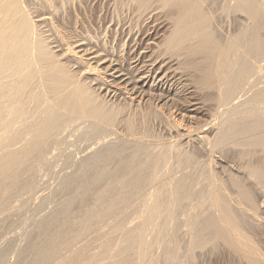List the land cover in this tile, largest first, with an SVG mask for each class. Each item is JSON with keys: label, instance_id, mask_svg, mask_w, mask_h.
Wrapping results in <instances>:
<instances>
[{"label": "bare ground", "instance_id": "6f19581e", "mask_svg": "<svg viewBox=\"0 0 264 264\" xmlns=\"http://www.w3.org/2000/svg\"><path fill=\"white\" fill-rule=\"evenodd\" d=\"M25 1H27V0H25ZM25 1L24 0H0V215L7 213V212H10L12 209L14 210V208H12V206H14L13 200L16 199L17 197L21 196L22 193L26 194L27 191L32 190L34 183H32L28 179H24L23 174L25 173L26 170L30 171L33 169V167L38 166V165L41 166L42 164H45V161L48 162L46 160V156H45L47 154V153L45 154V152H46V149H48L47 148L48 145L51 142H54V143L59 142L60 143V141L62 140L61 136H62L63 131L66 128H68L70 125H72V123L75 124V122L76 123L84 122L82 124H86V121H88V123L90 122L89 125L91 127H88V128H90L89 130H91V128H92V131H90L89 136L88 135L87 136L88 137H90V136L96 137L98 135H101L103 133V131H105V130L107 131V129H111V130L113 129L114 130L115 129L114 127L117 125V123L119 121L121 123V118L126 115V113L123 114L124 111L128 110L126 108L129 106L135 107V104H136L135 99L130 98L131 96L128 98V95H126L127 96L126 98H128V101L125 100L126 101L125 104L127 105L129 103L128 104L129 106L127 105L126 108H125V106L123 107L120 104L119 105L118 104L116 105L115 103H113V104L109 103L108 104V103H106V101L105 102H104V100L102 101L101 95L99 97L96 93V90L94 91V89L91 87V85L93 86L94 84L89 83V82L95 81L97 84L101 85V87L104 86V87H102V89L103 88L107 89V93H105L106 95L109 92H110V94L112 92V94L114 93V95H115V93L120 95V94H123L127 90V89L125 90L123 88L125 90V91H123V89L121 88L122 86H125V85L118 86V85L107 84L106 78L104 77V75L102 73H104V72L106 73V71L107 72L112 71L113 69L111 67L113 65L112 66H111V64H110V66L104 65L105 64L104 61H103L104 64L103 63H101L102 65L98 64L99 67H102V69L106 70L104 72H103V70H101L102 71V73H101L99 71L100 69H97L98 66H96V68L94 66L93 67L91 66L92 62L93 63L94 62L95 63L100 62L101 61L99 59L100 57L98 58L96 54H95L96 56L94 54H91V53L86 54L87 52L83 51V49H81L80 45H78L76 47V46H73L74 44H72L70 42L67 43L65 41L67 39L64 40V35H62V33L60 31H58L59 29H57L54 26L55 24L53 25V24H51L52 22L50 23V22L45 20L49 16H50L49 20L51 19V15L54 12L53 10H54V8H56V7L53 8L55 2L60 3V1L65 2L66 0H40V1L44 2L50 8L52 7L53 10L51 9L50 11L51 12L53 11V12L52 13L49 12V14H51V15L47 14L46 18L44 17V21L41 20L42 22L39 21L40 19L38 18L39 19L38 22L46 23V25L48 24L49 32L52 34V36H54L53 38H56L58 43H60L61 46L63 47L62 49L65 52L64 59H63L62 54H61L62 55V57H61V56H58L53 51L52 46L54 44L53 45L50 44V39H51L50 36L46 37L44 34L45 32L42 33V30L41 31L39 30V25H38L39 23H36L32 20L31 15H30L31 6H30V8L26 7ZM67 1H69V0H67ZM152 1H154V0H131V3L133 2V4H135L137 6L138 10L145 11V9H147L149 7V5ZM159 1L161 2L159 5L162 4V7L164 6L163 8L177 5L178 8H180V10L178 9L176 14H179L178 13L179 11L181 13L180 18H178L175 22L176 24H174V26H175V27H173L174 29L171 27L173 31L170 32V36L167 37L166 40L164 38L165 44H163V45L165 46L167 51H171V53L175 57H177V59L175 58L176 61L179 60L178 57L182 59L183 52H188V54L184 53L187 55V57L189 56V53L191 55H193L194 58L196 55L197 56L200 55L202 57V59H200L201 57H199L198 58V60L200 59L199 61H202L204 59L203 56L207 57V59L205 58V60H207V62L204 61L207 63L206 67L204 66V64L202 62L203 67L205 69H203V67L200 66V68L202 67V69H203V70H200L201 75L198 73L200 75L199 76L196 73L200 77V78L197 77V78H199L198 83L204 89H212V91H213L214 90L213 88H215V89L217 88V90L219 88L220 91L223 90L222 92H220L221 98L219 97L221 99L220 102L222 103V105L219 102L220 105L218 103V106L222 107L223 105H225V106L231 105V103L233 101L234 102L236 101L235 99H237L240 94L242 95V93H244V91H246L245 89L247 87H250L253 89L257 85H259L260 78L256 74V70H255L256 65L253 64V61L254 60L258 61L260 59H264V23H263L264 21L262 18V13H263V12H261L262 10L260 11L259 10L260 8L259 9L257 8L258 7L257 1H256L257 7L255 5V0H238L237 1L238 4L234 8V10H237L238 13L241 12V15H242V13H243V15L245 14L247 17H249L250 20H252L254 22V25H253V27H251V26L245 27V28L241 29L240 32L238 31L239 34L237 32V34L234 35L235 37H232L234 39H232V40L230 39L231 41L229 40L230 42L227 44L224 43V41H220V39L216 36L217 34H215V32H213V30L209 24L211 21V20H209V15H206V14L204 15V13H206V11H201L203 9L201 5L199 6V8H201V10L196 9L197 10V12H196L194 4L196 3L195 1H197V0H159ZM32 2H33V0H32ZM64 2H62V3H64ZM204 2H205V0H204ZM204 2L203 3L201 2L202 5H204ZM30 3H31V0H30ZM66 3L68 4V2H66ZM52 4H53V6H52ZM67 4H65V5H67ZM199 4H200V1H199L198 5ZM58 5H57V8H61L60 10H62L63 4H62V7H58ZM196 5H197V3H196ZM203 7H205V5ZM45 8H46V6H45ZM57 8H56V10H58ZM227 8H229V6H227ZM29 9H30V12H29ZM168 9H170V8H168ZM171 9L176 10L175 6L173 8L171 7ZM48 10L49 9H47V11ZM165 10H166V8H165ZM143 11H141V12H143ZM194 11L197 13L195 17H193V16L191 17L188 15L189 13H192ZM183 12H184V15H182ZM58 13H56V14H58ZM263 15H264V13H263ZM32 16H33V14H32ZM43 16H44V14H43ZM246 16H245V18H247ZM52 17H54V15ZM40 18H41V16H40ZM33 19H34V17H33ZM36 19H37V17H36ZM52 19H54V18H52ZM52 19L50 21H52ZM210 19H211V17H210ZM213 21L214 20H212L211 22H213ZM43 25H45V24H43ZM43 25H40V26L43 28ZM46 30H43V31H46ZM46 33H47V31H46ZM46 35H48V34H46ZM151 40H152V38H151ZM221 42H223L226 45L222 46ZM69 43H70V45L72 44L71 47H73V48H71L68 45ZM151 43L153 44V42H151ZM151 43H149V44H151ZM60 44L59 45L57 44V45L60 46ZM163 45H162V47H163ZM55 47H56V45H55ZM55 47H54V49H55ZM162 47H160V48H162ZM59 48H61V47H59ZM162 49H164V48H162ZM57 51H58V48H57ZM167 51L166 52H163V51L160 52L159 51V52L161 54L162 53H164V54L168 53L169 54V52H167ZM241 51H243L245 53V55L242 54L243 52L241 53ZM165 55H167V54H165ZM174 56H173V58H174ZM146 57H148V55ZM184 57H185V55H184ZM190 57L192 58V56H190ZM190 57H189V59H191ZM157 58H159V60H160L161 57L157 56ZM159 60H158V63L160 62ZM184 60L182 59V61H184ZM190 61L188 60L187 62L189 63ZM69 62H73V63H75V65L77 64L80 67L78 70L82 69L83 74L79 73L77 70H73L74 68H71V66H70L71 63H69ZM149 62H151V61H149ZM153 63H152V65H153ZM185 63L183 65H185ZM192 63L193 62H190V64H189L190 66L188 65L189 69H190V67H192L191 66ZM195 63H193V64H195ZM198 63L199 62H197V64ZM181 64H182V62H181ZM212 64L216 66L217 70H215V72L212 69V66H213ZM144 65H143V67H144ZM73 66L74 65H72V67ZM161 66L164 67L162 64H161ZM160 67H158V68L160 69ZM193 67H195V66L193 65ZM140 68H141V66H140ZM184 68H185V66H184ZM186 68H187V65H186ZM200 68H198V69H200ZM75 69H76V67H75ZM144 69H146V68H144ZM192 70H194V68ZM117 71L118 70L116 69V72ZM137 71H139V70H137ZM165 71H166V69H165ZM194 71H196V70H194ZM116 72H115V74H116ZM155 72H157V71H155ZM197 72H199V71H197ZM111 73H113V71ZM168 73H170V72L168 71ZM150 74L151 73H149V76H150ZM157 74H158V72H157ZM113 75H114V73H113ZM117 75H119V74L117 73ZM141 75L140 74L138 75L137 81L129 79V80L125 81L124 83L127 85V87L128 86L133 87L132 91L136 90V87H138V83L142 82L144 84L143 78L146 75H144L143 77ZM165 75H167V74H165ZM165 75H164V77H165ZM105 76H106V74H105ZM109 76H112V75L109 74ZM156 76L157 75L155 74V77ZM117 77H119V76H117ZM115 79H116V77H115ZM122 79L120 81L121 83H122ZM162 80H163V78H162ZM159 81L157 80L156 82H159ZM193 81H194V79H193ZM109 82H111V81H109ZM120 82L118 84H120ZM146 82H147V80H146ZM152 82H155L154 79ZM194 82H196V81H194ZM198 83H195V84L198 86ZM145 85L146 84H144V86ZM95 87H97V86H95ZM250 88H247V89H249V92H250ZM141 89H143V88H141ZM255 89H257V88H255ZM200 90H201V88H200ZM103 91H104V89H103ZM128 92H129V90L127 91V93ZM142 92H143V90H142ZM142 92H140V93H142ZM208 92H210V91H208ZM251 92H253V91H251ZM256 92H257V90H256ZM137 93H138V91H137ZM216 93H217V91H216ZM247 93H248V90H247ZM250 93L248 94L249 95L248 98H250V97L253 98V96H251ZM253 94H255V92ZM138 95H137V97H138ZM143 95H144V93H143ZM168 95H169V93H168ZM241 95H240V97H241ZM121 97H123V96L121 95ZM142 97L143 96H141L140 99H144ZM254 97H255L254 99H256L257 101L262 102L264 100V87H263V89L258 91V94L255 95ZM166 98H168V96ZM122 99H124V98H122ZM250 99H248V100L250 101ZM252 101L253 100H251V102ZM257 101H255V102H257ZM121 102H122V100H121ZM138 102H139V100H138ZM140 102H141V100H140ZM139 103H137L138 106L142 105ZM261 106H263V105H261ZM124 108H125V110H124ZM129 109L131 110V108H129ZM136 109H138V107ZM160 109H162V108H160ZM160 109L158 110V112L160 111ZM128 113H131V112H128ZM240 114H241V112L239 113V115ZM250 114H249V116H251ZM134 115H135V112H134ZM136 115H137V112H136ZM242 115L244 116V114H242ZM129 116H127V118H122V123L124 122L125 125L127 126V128H125V129L128 130V133H129L128 135L135 136L136 135L135 129H137L138 127L135 128L136 127L135 125H137V124L134 125L133 124V123H135L134 119L132 120L131 118H129ZM131 117L133 118V116H131ZM252 118H249L250 120H248V119L246 120V118H244L245 121L239 120L241 122L237 121V123L236 122L231 123L229 125V127H227L226 130L217 133L216 139H215V147L217 149H220V150H225V149L229 150L231 148L234 150L235 147H239V148H241V150H238L239 152L237 151L236 153L237 154L240 153L239 155L245 159L248 158L249 156H251L255 151L256 152L261 151L262 153H264V117L263 116L261 117V115L260 116L255 115L254 118L253 119ZM227 120H225V122ZM77 121H79V122H77ZM178 122H179V120H178ZM178 122L174 123V121H173V123L175 124L174 126H175L176 130L178 131V133L182 134V136L185 133H187V134L191 133V132L187 131V130H189V127H188V129H186L185 126H183V124H180V122L179 123ZM88 123H87V125H88ZM132 125H134V126L132 127ZM86 128H87V126H86ZM89 130H88V132H89ZM192 130H193V128H192ZM88 132H87V134H88ZM83 133H86V132H83ZM140 136H143V134ZM213 136H215V135H213ZM135 137H137V138L139 137L138 133ZM135 137H132V138H135ZM144 137H145V135H144ZM205 137H206V135H205ZM137 138H136V140H138ZM198 138H199V136H198ZM198 138L195 140L197 141ZM139 139H141V137ZM159 139H160V137H159ZM200 139L202 142L206 143L209 138L208 139L205 138L206 140L204 138H200ZM164 141H166V140L164 139ZM210 141L211 140H209V142ZM62 142L63 141H61V145H62ZM130 142H131V140H130ZM137 142H139V141H137ZM143 142L140 143L141 145L139 144L140 146H138V148L136 149L135 152L133 151L134 153L132 152L133 155L131 154V156H129L130 158H126V157L123 158L122 157L123 153L129 154L128 151H127L128 153L127 152L122 153V151L119 150V149L125 150V148H124L125 146H123V144L125 142L122 143L123 148H122V146L121 147L115 146V144L113 146H111V148H110V145H111L110 144L108 146L109 147V149L107 150L108 152L103 154L104 152L102 151L103 153L101 152L98 155L97 165L90 164V166L88 165L89 166L88 168L86 167L87 169L83 168L84 170H86L85 173H83L84 174L83 176L85 177V179L88 183V185H85V186L83 185L81 188L84 190L85 195L89 194L88 193L89 187L91 188V186H93V188H94V185H95V187L97 185L100 186L99 191L94 196L93 202H90V200H88L89 202H85L86 198L88 196H86V198L82 197V198H85V200H84L85 203H91V205L87 204V206L89 205L87 208L85 205H83V207L85 206L84 209L86 211H84L85 213L83 212L84 213L83 214V213H80L83 210L82 211L80 210L79 215L82 214L83 216L80 217L79 220L76 219L77 221L75 223H73L71 220H69L67 218V216L69 217V215L71 213V212H68L69 214H67V211H68L67 209H70V208H68V207H70V205L73 207L72 203L74 204V202H75L74 201L75 199L73 200V197H72V199H68L62 207L55 210L56 212H54L56 214V217H58V216L64 217V218H61L64 220V222L62 223V221H63L62 220L61 224L58 223V225H60V226H57L56 225L57 223H54V222L60 221L59 220L60 218H57L58 219V220L56 219L57 221H54L53 220L54 218L51 219L52 217L49 218V220L46 219L45 221L42 219L43 221H42V223L40 222L41 225H40L39 229H41L43 236L40 235V236H42V238L39 239L38 242L36 241V243H38V244L37 245L35 244L34 247L32 246L33 248L31 250H28V251H30V253L28 255L29 262L27 261L28 264H133L132 257H135L139 261L143 260L146 257L147 253L150 251L153 244L150 245L149 243H147V241L145 240V234L150 230L149 228H151L152 226L154 227L156 225V221L159 218V216L163 212H165L166 209H169V208H167V205H168L167 204L168 203L167 198H168L169 194H168V196L166 195V190L169 189L168 186L166 187V185H168L166 179H168L169 176L165 177L166 173H164V172H168V171H164V170H166V169H164V164H166V165L168 164V163H165L168 160L167 159V157H168L167 149H169V147L172 145H170L168 148L166 146H163V148L164 147L167 148L166 151L163 150L162 146H161L162 149H157L158 151L156 149H154V151H152L151 150L152 148L149 147V144L147 145L149 147L148 148L147 146L142 144ZM199 143H201V142L199 141ZM144 144H146V143H144ZM133 145H130V146H133ZM135 145H138V143ZM200 146H202V145H200ZM204 146L205 145H203V148H204ZM49 147H50V145H49ZM118 147H119V149H118ZM126 147H127V144H126ZM128 147H129V143H128ZM135 147H134V150H135ZM107 148H105V149H107ZM156 148H158V146H156ZM205 148H206V146H205ZM181 149H183V148H181ZM198 149H199L198 153H200V150H202V149H200V147ZM236 149H238V148H235V150ZM155 150H156V152H155ZM177 152L179 154V151H177ZM205 153H207V152H205ZM258 153H260V152H258ZM262 153H260V154H262ZM139 154H140V157L142 155V156H144L142 158L143 159L145 158L144 160H142V162L141 161L138 162L140 159L139 156H138L139 157L138 161L136 160L137 155H139ZM169 154H170V152H169ZM172 154H173V152H172ZM200 154H202V152ZM227 154H228V152H227ZM256 154H254V156ZM196 155H197V153H196ZM226 156H228V155H226ZM263 156L264 155H262V157ZM220 157H221V155H220ZM241 157H239L240 160H242ZM176 158H178L177 159L178 161L176 160V162H178L177 163L179 165L178 168H180V169L182 167L186 166V164H188V165H190L191 163L193 164V162L195 160H196L195 162H197V159H196L197 156L195 158L194 155H189V153L187 155L186 152H185V154L182 153L181 155L180 154L177 155ZM203 158L204 157H202V159ZM245 159H243V160H245ZM243 160H242V162H240V165H241V163H244L246 161L245 160L243 162ZM259 160L260 159H258V162H259ZM170 161H168V162H170ZM248 161H249V158H248ZM256 161H257V159L255 160V163H249V162H248V164L245 163L246 166L243 167V169L240 170V172L233 170V171H236V174L232 173V172L228 173L226 171L228 173V175L225 177L226 178L225 181H222L221 179H219L217 177L218 178L217 182L219 180H220V182H219L218 188H217L218 193H217V191H215L217 193L216 199H214L213 202L216 201V204L220 206V209L222 208V211H221L222 212V216H221L222 222L221 223L223 224V226L221 225L222 228L216 226L219 224L220 220L218 222V220L215 221L216 219L213 220L212 218H206L203 221V223L201 220V222H200L201 226H199L196 229L197 233H196V236H195V239L193 242L194 247H196L198 249H202L205 246L213 243L214 241L217 242L218 241V240L216 241L217 237H221V238H219L220 240L223 239L224 236H226V235L229 237H233V236L228 235L227 233H231V231L235 230L236 228L238 229V227H240L241 224L242 225L244 224L243 222L240 224V220H239L242 217V214H244V212L242 213V207H241V209L240 208L237 209L236 205H234V209H233V207H231L232 204L230 205V203H233V201L230 202V200H229L230 197L228 196L229 193L227 194L226 192H229L228 190L231 189V187H232L233 190L235 191V193H237V195H238L237 197H238L239 202H241V203L242 202H248V204H250V205L252 204L251 208H253L255 198L253 199L254 194H252V193H254V192L251 193L249 191V189L247 187V184L249 183L248 181L252 182L253 185H255V187L256 186L259 187L261 189V191H264V161L261 160V161H263L262 163L261 162L256 163ZM113 163L116 164L117 170H115L116 168L115 169L113 168L114 171H111L110 167H111V164H113ZM200 164H201V162H200ZM197 165H198V163H197ZM215 166L216 165H214V167ZM165 168H167V167H165ZM174 168H172V169H174ZM180 169H178V170H180ZM224 169H227V168H224ZM169 170H171V169L169 168ZM181 170H183V169H181ZM187 170H188V168H187ZM192 171H193V169H192ZM206 171H207V168H206ZM201 172L203 173V171H201ZM169 173H167V174H169ZM171 173H172V170H171ZM193 173L194 172L191 173L192 176H193ZM214 174H215V172H214ZM223 174H224V172H223ZM25 175L26 174H24V176ZM174 176H175V174H174ZM182 177H183V175H182ZM191 177L189 175H187V176H184L182 179L179 178V180L177 181V184L176 185L174 184V187H175L174 192L170 191L173 193H171V196H169L171 199H174V201H175V202L172 201V203H173L172 207L174 206V203H176V201L178 204L183 205L185 202H187V200L189 201V199H191L192 178L195 176H193L192 178ZM174 178H176V177H174ZM205 178H207V177H205ZM217 178H215V179H217ZM244 181H247L248 183L245 184L246 182H244ZM175 182H176V180H175ZM210 183H212V182H210ZM73 184H74V182H73ZM193 185H195V184H193ZM199 185H201V184H199ZM203 187H206V186H203ZM207 187H208V185H207ZM252 187H254V186H252ZM255 187H254V189H257V191H255L253 188L252 189L257 193L260 189L255 188ZM172 188H173V186H172ZM249 188L251 189V186ZM97 189H98V187H97ZM208 190H210V188ZM231 192H232V189H231ZM82 193H83V191H82ZM90 194H92V191L90 192ZM198 194H201V193H198ZM165 195H166V198H165ZM231 196H233V195H231ZM21 198H22V196H21ZM78 198H79V196H78ZM92 198H93V196L91 197V199ZM84 202H83V204H84ZM236 202H238V201H236ZM76 203H77V201H76ZM81 203L82 202H80V204ZM178 204H175V205H178ZM243 204H245V203H243ZM245 205H244V207H245ZM260 206H261V204H260ZM83 207L81 209H83ZM15 208H17V207H15ZM136 208H140L139 211L141 210L140 214L137 212L140 215V216L137 215V216H139L138 217L139 223L137 222L138 224L135 227L129 228L130 226L127 227V225L125 224L126 222L127 223L130 222V221H126L127 213H129L130 209H136ZM170 208H171V206H170ZM176 208H177V206L175 207V210L179 209V207H178V209H176ZM180 208H181V206H180ZM209 208H211V207H209ZM173 209L170 210L171 211V213L169 212L170 214H172ZM212 209H213V206H212ZM214 209H217V208L214 207ZM214 209H213V211H214ZM262 209H260V210L264 211V205L262 206ZM217 210L215 212H217ZM246 210L248 211V209H246ZM251 211H252V213L250 212V214H253V213L255 214L256 209H255V212H253L254 211L253 209H251ZM175 212H177V211H175ZM208 212H210V211H208ZM221 212H219V213H221ZM219 213L217 212L216 215H218ZM262 213H264V212H262ZM212 214H215V213H211V215ZM256 214H258V211ZM245 215H246V212H245ZM53 216L55 217L54 214H53ZM261 216L262 215H260L259 217H261ZM75 217H77L76 214H75ZM214 217H215V215H214ZM217 217H219V216H216V218ZM251 217L254 218L253 215ZM243 218H244V215H243ZM255 218H257V217L255 216ZM246 219H248V218H246ZM175 220H176V218H175ZM175 220H173V221H175ZM183 220H185V219L183 218ZM260 220H262V219H260ZM159 221H161V220H159ZM179 222H180V220H179ZM216 222H218V223L216 224ZM249 223H250V221H249ZM259 223H261V222H259ZM160 224H159V226H160ZM193 224H195V223H193ZM250 224H247V225L249 226ZM166 225H168V224H166ZM169 225H170V223H169ZM256 226H258V225H256ZM259 226H261V225H259ZM165 227H168V226H165ZM251 227L253 228V226L250 225V228ZM181 228H183V227H181ZM195 228H196V225H195ZM173 229L175 230V228H173ZM226 229L228 230V232ZM246 229H247V227H246ZM258 229L262 230V228H259V227H258ZM151 230H153V229H151ZM238 230H240V228ZM41 231H40V233H41ZM156 231L159 232L158 230H156ZM166 231H167V229H166ZM185 231H186V229H185ZM224 231H226L225 235H224V233H225ZM259 231L260 230H258V232ZM192 232H193V230H192ZM246 232H249V231H246ZM232 233H231V235H232ZM171 234H173V233H171ZM185 234L187 235V233H185ZM256 234H257V232H256ZM157 235H159V234H157ZM233 235L235 236L236 234L234 233ZM175 236H176V234L171 235L170 241L168 240L170 243L166 242L167 245L164 243L167 246L166 247V253H165L166 264H178V262H179V260L177 259V255H176V250L178 248L175 249V247H177L176 246L177 244L175 245V247L173 245V243L175 242V238H176ZM244 236H248V235H244ZM239 237H240V235H239ZM91 238L99 241L98 247L101 248L100 252L97 251L99 253H96V254L90 253L91 252L90 251V245L91 246L93 245V244H91L92 242L90 241V240H92ZM258 238H260V237H258ZM163 239H164V237H163ZM36 240H38V239H36ZM224 240L226 241L225 238H224ZM236 240H238V239H236ZM247 240L250 241L249 238H247L246 241ZM221 241H219V242H221ZM253 241H254V239H253ZM155 243H157V242H155ZM221 243H223V242H221ZM224 243L226 244L227 241ZM224 243H223V245H224ZM228 243L233 245V241L232 242L229 241ZM158 244H160V243L158 242ZM78 245L80 247H78ZM238 245L239 244L237 243V247H238ZM240 245H239V247H240ZM246 245H248V243ZM190 246H191V244H190ZM258 246L260 248H263L260 245H258ZM227 247H228V245H227ZM256 247H257V245H256ZM230 248H231V246L229 247V249ZM231 249H233V248H231ZM233 250H235V249H233ZM164 252H165V250H164ZM194 255H195V253H194ZM253 255H255V254H253ZM253 255H252V257H253ZM149 256H151V255H149ZM149 256H147V257H149ZM193 257H195V256H193ZM150 258H152V257H150ZM260 259H262V257H260ZM153 260H155V259H153ZM194 260H195V258H194ZM23 261L25 262V260H23ZM182 262H183V260H182ZM247 262H248V260H247ZM252 262H254V261L252 260ZM262 263L264 264V262H262ZM152 264H159V263L153 262ZM248 264H250V263H248ZM253 264H255V263H253ZM256 264H258V263L256 262Z\"/></svg>", "mask_w": 264, "mask_h": 264}, {"label": "rangeland", "instance_id": "374dc122", "mask_svg": "<svg viewBox=\"0 0 264 264\" xmlns=\"http://www.w3.org/2000/svg\"><path fill=\"white\" fill-rule=\"evenodd\" d=\"M154 1H152L150 3L149 7L147 9H145V11L138 10L137 6L135 4H133V2L131 3V0H69V1L66 0L65 2L62 1L64 3H62L61 1H60V3L55 2L54 6L52 4L53 8L54 7L57 8L58 4L60 5V6L58 5V7H62V4H63L62 10H60L61 8H57L58 10H56V8H54V10H53L52 7L50 8L49 6H47L44 2H42L40 0H33V2L31 0V3H30V0L25 1L26 7L30 8V6H31L30 15H31V18L34 22L39 23L38 24L39 30L40 31L42 30V33L45 32L44 34L46 37L50 36V38H51L50 44L51 45L54 44L53 45L54 47L56 45L55 49L53 46H52V48H53V51L58 56L62 57V55H63V59H64L65 52L62 49L63 47L61 46L60 43H58L56 38H53L54 36H52V34L49 32L48 24L46 25V23H41L42 21H44V17L46 18L47 14H49V12L52 13L53 11L55 13L53 12L52 15L51 14H49V15H51V19L52 18H54V19H52V21H50L51 19L49 20L50 16L48 15L49 17L46 18L45 20L50 22V23L52 22L51 24H53V25L55 24L54 26L57 29H59L58 31H60L62 33V35H64V40L65 39L68 40V41L65 40L67 43L70 42V43L74 44L73 46H76V47L78 45H80L81 49H83V51L87 52L86 54H90V53L94 54V55L96 54L98 58L100 57L99 59L102 62L101 61L97 62V63L92 62L91 63L92 67L94 66L96 68V66H98L97 69H100L99 71L102 73L101 70H103V72L106 70L102 69V67H99L98 64H101V63L104 64V62H105L104 65H107V66H110V64H111V66L113 65L111 68L113 69L112 71H113L114 75H113V73H111L112 71H109L110 73L106 71V73L104 72L102 74L106 78V82L109 85L110 84L111 85H118V86L125 85V86H122L121 88L122 89L124 88L125 90L127 89L126 91L123 89V91H125L126 93L124 92L123 94H120V95L115 93V95H114V93L112 94V92H111V94H110V92H109L106 95L105 93H107V89L103 88L104 91L102 89V87H104V86L101 87V85H99L95 81H91V80H90L91 82H89V83H93L94 87L97 86L94 88L90 84L91 87L94 89V91L96 90L97 95L99 97L101 95L102 101L104 100V102L106 101V103H108V104L109 103H112V104L115 103L116 105L120 104L121 106H123V107L125 106V108H126L129 103L127 102L128 104L126 105L125 100L128 101V98L130 96H131L130 98L135 99V101H136L135 107L128 105L129 107L126 108L128 110L124 111V113H123V114L126 113V115H125L126 117L122 115L123 116L122 118H127V116H129L131 113L133 114V115L131 114L129 116V118H131L132 120L134 119V122H135V123H133L134 125L137 124V125H135L136 126L135 128H137V127L138 128L135 129L137 131V132L135 131V133H136V135L138 133L139 137L138 138L135 137L136 135L135 136L128 135L129 134L128 130L125 129V128H127V126L125 125L124 122L122 123V118H121V123L119 121L117 123V125L114 127L115 128L114 130L113 129L112 130L107 129V131L106 130L103 131V133L101 135H98L96 137L90 136L91 138L88 137L90 134V131H92V128H91V130H89L90 128H88V127H91L89 125L90 122L88 123V121H86V124H82L84 122L81 123V122L77 121L79 123H76V122H75V124L72 123V125H70L68 128H66L63 131L62 136H61V139H62L61 141H63L62 145H61V141H60V143L59 142H57V143L51 142L49 144L50 147L48 145V147H47L48 149H46V152H45V154L47 153L45 156H46V160L48 162L45 161V164H42L41 166L40 165L35 166L30 171L26 170L24 173V174H26L25 176L23 174L24 179H28L32 183H34L32 190L27 191L26 194L22 193L21 194L22 198H21V196H19L13 200V203H14V206H12V208H14V210L12 209L13 211L11 210L10 212H7V213L0 215V264H28L27 263V261L29 262L28 255L30 253V251H28V250H31L35 246V244L37 245L38 243H36V241L38 242L39 239H41L43 236L41 229H39L42 221L43 220L45 221L46 219L49 220V218H51V217H52L51 219L54 218L53 219L54 221H57L58 220L57 218H60L59 219L60 221L54 222V223H57L56 224L57 226H60V225H58V223L61 224V221L63 220L61 218H64V217H62V216L56 217V214L54 212H56L55 210L62 207L68 199H72V197H73V200L75 199L74 200L75 202L73 201L74 204L72 203L73 207L71 205H70V207H68L70 209H67L68 210L67 214H69L68 212H71V213H70L69 217L67 216V218L69 220H71L73 223H75L77 220H79L80 217L83 216L82 214L81 215H79V214L86 211L84 208H85V206H86V208L89 206V205L87 206V204L91 205V203H85V202H89L88 200H90V202H93L94 196L96 195V193L100 189L99 185H97L96 187L94 185V188H93V186H91V188L89 187V191L90 192L92 191V194H90V192L88 191L89 194L85 195L84 190L81 189L83 185L84 186L88 185L85 177L83 176L84 175L83 173H85V171H86L84 169H87L90 166V164L97 165L98 155L102 151L104 152V153L102 152L103 154L108 152L107 150L109 149L108 146L110 144H111L110 148L114 144H115V146L121 147L122 143L125 142L123 144V146H125L124 147L125 150H123V149L121 150V149H119V147H118V149L120 151H122V153L128 151L130 155L126 154V153L125 154L121 153V154H122L123 158L124 157L130 158L129 156H131L132 152L133 151L135 152L136 149L138 148V146L141 145L140 143L143 141L144 142L142 144L145 146H147L149 144V147L152 148L151 149L152 151H154V149H156V150L162 149L163 146H166L168 148L170 145H172L169 147V149H167L166 147L163 148V150H165V151L167 149V153H168V157H167L168 160L165 162L168 164L167 165L164 164V169H166L164 171H168V172H164V173H166L165 177L169 176L168 179H166L167 184H168V185H166V187L168 186V188H169V189L167 188L168 190H166L167 196H168V194H169V196H171V193L174 192V188H175L174 184L175 185L177 184V181L179 180V178L182 179L184 176H187V175H189L191 177L192 172H194L193 176H195V177L192 176L194 179L191 177L192 178L191 199H189V201L187 200V202H185L183 205L178 204L177 201H176V203H174V206L175 207L177 206L176 209H178V207H179L178 210H175L174 206L172 207V205H173L172 201H174V199H171L168 196L167 208H169V209H166V211L160 215L161 217L159 216V218L156 221V225L154 226L155 228L152 226L151 228H149L150 230L145 234V240L147 241V243H149L150 245L153 244L150 251L147 253L146 257L149 255H151V256H149L147 258L145 257L141 261L137 260L135 257H132L133 264H139V263L140 264H152L153 262H157L159 264H166V262H165V253H166V247H167L166 242L170 243L169 241L171 239V235H173V234H176L175 242L173 243V245L175 247V245L177 244L176 245L177 247H175V249L178 248L176 250L177 259L179 260L178 264H188V263L189 264H191V263L192 264H218V263L219 264H248V263H250V264L255 263L256 264V262L258 264H261L262 262H264V231H263L264 230V213H262V212H264V211H262L263 210L262 206L264 205V191H261V189L257 186L255 187V185H253V183L250 181H248L249 183L247 181H244V182H246L245 184H247V183L249 184V185L247 184L249 191L251 193L254 192V193H252V194H254L253 199L254 198L256 200L258 199L257 201L254 199L253 208H251L252 204L250 205V204H248V202H242V203L239 202L238 197H237L238 195H237V193H235V191L233 190L232 187H231V189H232V192L234 191L233 193L231 192V189H229V190L227 189L229 192H226V193L227 194L229 193L228 194V196L230 197L229 200H230V202L233 201V203H230V205L231 204L233 205V206L231 205V207H233V209H234V205H236L237 209H239V208L241 209V207H242V213L244 212V214H242V217L239 219L240 224L242 222L244 223L243 225L241 224V226L238 227V229L240 228L241 231L236 228L235 230L231 231V233L233 232L232 235H231V233H227L228 235L233 236L234 238L229 237L227 235L224 236V238L227 241L226 244L228 245V247L224 243V242H226L224 240V238L221 239L222 241L219 239L221 237L216 238V241L218 240L217 241L218 243L214 241L213 243L205 246L202 249H198V248L193 246V242H194V239H195V236L197 233L196 229L199 226H201V224H200L201 220H202V223L206 218H212L213 220L216 219L215 221L218 220V222L220 220L219 224L216 225L218 223V222H216L215 225L217 227H221V225L223 226V224L221 223L222 222L221 221L222 208L220 209V206L216 204V201L213 202V200L216 199V195L218 193L217 188H218V184L220 182V180L217 182L218 178L221 179L222 181H225V179H226L225 177L228 175V173L232 172V173L236 174V171L240 172V170H242L243 167H245L246 164H248V162L249 163H255L256 159H257L256 163L258 162V159H260L259 162H261V163L264 161V159H263L264 156L262 157V155H264V153H262L261 151H257V152L255 151L257 154L254 152L252 155L253 156H254V154H256V155L254 157L252 155L249 156L248 157L249 161H248V158L245 159L239 155L240 153H238V154L236 153L238 150H241V148H239V147H235V148H238L236 150H235V148H234V150L232 148L229 150H227V149L220 150V149H217L215 147V139H216L217 133L226 130L227 127H229V125L231 123H235V122L237 123V121H239V120L245 121L244 118H246V120L247 119L250 120L249 118H252V117L254 118L255 115H258V116L261 115V117L262 116L264 117V100L261 102V101H257L256 99H254L255 98L254 96L258 94V91H260L264 87V59H260L258 61H256V60L253 61V64L256 65L255 70H256L257 76L260 78V83H259V85H257L255 87L257 89H255V88L252 89L250 87H247V88H250V92L253 91L251 93L253 94L255 92V94L252 95L249 92V89L246 88L245 89L246 91H244V93H242V95L240 94L241 97L239 95L238 98L235 99L236 101L235 102L233 101L234 103L232 102L231 105H229V106L223 105L224 107L218 106V103L221 101L220 92H222L223 90L220 91L219 88H218V90H217V88L216 89L213 88L214 89L213 91H212V89H204L198 83L199 82L198 79L200 78L199 76L201 75L200 70L205 69L203 67V64L205 67L207 65V63H206L207 60H205V58L207 59V57L202 55L204 59L202 61H199L200 59H202V57L200 55H198V56L194 55L195 56V58H194L193 55H191L189 53V56L187 57V55L184 53L188 54V52H183V57H184V55H185V57L184 58L182 57V59L184 60L186 58L184 60L187 63L186 64L179 57H178L179 60L176 61L177 57H175L171 53V51H167L165 46L163 45V44H165L164 38L166 40L167 37L170 36V32L173 31L172 28L175 27L174 24H176L175 23L176 20L178 18H180V16H181L180 11L178 12L179 14H176L178 9L180 10V8H178L177 5H174L176 10L171 9V7L173 8L174 6L165 7L166 8V10H165V8H163L164 6L162 7V4L159 5L161 3L159 0H154ZM199 1H200V4L198 5ZM199 1L198 0L195 1L197 3V5H196V3L194 4L195 10L196 9L201 10V8H199V6L200 5L202 6L203 9L201 11H206V13L203 12L204 15L205 14L209 15V20H211V21L214 20L213 22L210 21V23H209L213 32H215V34H217L216 36L220 39V41H224V43H226V44L229 43L232 39H234L232 37H235L234 35H236L238 31L240 32L241 29H243L245 27H250V26L253 27V25H254V22L252 20H250L249 17H247L244 14L247 17V18H245L243 13L241 15V12L238 13L237 10H234V8L238 4V2H237L238 0H205V2H204V0H202V1L199 0ZM256 1L258 2V7L256 5L257 4ZM66 2H68V4ZM201 2L202 3L204 2L205 7H203L204 5H202ZM65 4H67V5H65ZM255 5L258 9L260 8L259 9L260 11L262 10L261 12L264 13V0H255ZM45 6H46V8H45ZM227 6H229V8H227ZM168 8H170V9H168ZM30 9H29V12H30ZM47 9H49V10L47 11ZM51 9L53 10L52 12L50 11ZM141 11H143L144 13ZM196 12H197V10H196ZM196 12L194 11L192 13H189L188 15L191 17L192 16L195 17L197 14ZM56 13H58V14H56ZM263 13H262V18L264 21ZM32 14H33V16H32ZM43 14H44V16H43ZM53 15H54V17H52ZM182 15H184V12ZM40 16L42 19L40 18ZM33 17H34V19H33ZM36 17H37V19H36ZM210 17H211V19H210ZM38 20L39 21L42 20V21L38 22ZM43 24H45V25H43ZM40 25H43V28ZM43 30H46L47 33H46V31H43ZM239 32H238V34H239ZM46 34H48V35H46ZM151 38L153 41L151 40ZM150 41L153 42V44ZM70 43L68 45L71 47L72 44L70 45ZM147 43L148 44L151 43V44L148 45ZM224 43L221 42L222 46L226 45ZM57 44L58 45L60 44V46H58ZM162 45H163V47H162ZM59 47H61V48H59ZM160 47L164 48L165 50L160 48ZM57 48H58V51H57ZM71 48H73V47H71ZM59 49L60 50L62 49V50L60 51ZM161 50L163 52L167 51V52H169V54L165 53V54H167V55H165L164 53H162L163 54L162 55L160 53V52H162ZM242 52L243 51H241V53ZM152 53L153 54L155 53V54L153 55ZM242 54L245 55L244 52ZM147 55H148V57H146ZM156 55L158 57H161L160 60H159V58H157ZM172 55L174 56V58ZM190 56H192V58ZM189 57L191 59H189ZM199 57H201V58L198 60ZM158 60L160 61L159 63H158ZM188 60L189 61L191 60L190 62H193V63H195L198 60L197 62H199V63L198 64H197V62L195 64L192 63L191 64L192 67H190V69H189L188 65L190 64V62L188 63L187 62ZM149 61H151V62H149ZM204 61H206V62H204ZM181 62H182V64H181ZM202 62H203V64H202ZM69 63H71V65H70L71 68H74L73 70H77L79 73H82L83 70L82 69L78 70L80 67L77 64L75 65V63H73V62H69ZM152 63H153V65L155 64L154 65L155 67L152 65ZM184 63H185V65H183ZM161 64L165 68L162 67ZM72 65H74V66L72 67ZM143 65H144V67H143ZM186 65H187V68H186ZM193 65L195 67H193ZM140 66H141V68H140ZM184 66H185V68H184ZM200 66H202L203 69H202V67L200 68ZM75 67H76V69H75ZM158 67H160V69ZM144 68H146V69H144ZM193 68L196 71L192 70ZM198 68H200V69H198ZM116 69L118 70L117 72H116ZM165 69H166V71H165ZM212 69L214 72H215V70H217L215 65L212 66ZM137 70H139V71H137ZM155 71H157L158 74ZM168 71L170 73H168ZM197 71H199V72H197ZM115 72H116V74H115ZM117 73L119 75H117ZM138 73L140 75L142 74L141 75L142 77L144 75H146L148 78L146 76L143 78V82H144V84H146L145 86L142 82L138 83V87H136V90H133L136 93L135 94L132 91L133 87L128 86L129 87L128 88L124 82L129 80V79L137 81V77L139 75ZM149 73H151L150 74L151 77L149 76ZM196 73L197 74L199 73L200 75L198 74L199 75L198 76ZM105 74H106V76H105ZM109 74L112 76H109ZM155 74L157 75L156 77H155ZM165 74H167V75H165ZM164 75H165V77H164ZM117 76H119V77H117ZM115 77H116V79H115ZM197 77H199V78H197ZM162 78H163V80H162ZM121 79H122V83L120 82ZM145 79L147 80V82ZM153 79L155 82H152ZM193 79L196 82H194ZM157 80L158 81L160 80V81L156 82ZM109 81H111V82H109ZM118 81L120 82V84H118L119 83ZM195 83H198V86ZM141 88H143V89H141ZM200 88H201V90H200ZM128 90H129V92L127 93ZM142 90H143V92H142ZM247 90H248V93H247ZM256 90H257V92H256ZM137 91H138V93H137ZM208 91H210V92H208ZM216 91H217V93H216ZM140 92H142V93H140ZM143 93L145 96L143 95ZM168 93H169V95H168ZM249 93L251 96H253V98L252 97H250L251 99L248 98ZM121 95L123 97H121ZM126 95H128V98H126L127 97ZM137 95H138V97H137ZM141 96H143L142 98H144V99H140ZM167 96H168V98H166ZM122 98H124V99H122ZM248 99H250V101ZM121 100L123 103L121 102ZM138 100H139V102L141 100V102L139 103ZM251 100H253V101L255 100L257 102H255V101L251 102ZM137 103L142 104V105H139L140 106L139 107ZM220 103H219V105H220ZM221 105H222V103H221ZM261 105H263V106H261ZM136 106L138 107V109H136L137 108ZM125 108H124V110H125ZM129 108H131V110ZM160 108H162V109H160ZM159 109L161 112L160 111L158 112ZM128 112H131V113H128ZM134 112H135V115H134ZM136 112H137V115H136ZM240 112H241V114L239 115ZM242 114H244V116ZM249 114L251 116H249ZM131 116H133V118ZM178 120H179L180 124H183V126H185L186 129H188V127H189L190 131L189 130H187V131L191 132V133H188V134L185 133V134H183V136H182V134L178 133V131L176 130V128L174 126L175 125L174 123L178 122ZM225 120H227L226 121L227 123L225 122ZM173 121H174V123H173ZM239 122H241V121H239ZM87 123H88V125H87ZM134 125H132V127ZM86 126H87V128H86ZM192 128H193V130H192ZM88 130H89V132H88ZM83 132H86V133H83ZM87 132H88V134H87ZM142 134H143V136H140ZM204 134L206 135V137ZM144 135H145V137H144ZM213 135H215V136H213ZM198 136H199V138H198ZM132 137H135V138H132ZM140 137H141V139H139ZM159 137H160V139H159ZM136 138L138 140H136ZM197 138H198V140L196 141L195 139H197ZM200 138H204V139L209 138V139L205 143V142H202ZM164 139L166 141H164ZM130 140L134 145L130 142ZM209 140H211V141L209 142ZM137 141H139V142H137ZM199 141L201 143H199ZM136 142L138 143V145H135V144H137ZM128 143H129V147H128ZM144 143H146V144H144ZM126 144H127V147H126ZM130 145H133V146H130ZM200 145H202V146H200ZM203 145L206 146V148L204 146L205 149L203 148ZM123 146H122V148H123ZM156 146H158V148H156ZM161 146H162V148H161ZM198 146L200 147V149L203 148L202 150H200V153L202 152V154L198 153L199 152ZM134 147H135V150H134ZM103 148L104 149L107 148V149H105L106 151ZM181 148H183V149H181ZM156 150H155V152H156ZM177 151H179L180 155L182 153L185 154V152H186L187 155L189 153V155H194L195 158L197 156V158H196L197 162H195L196 161L195 160L193 162V164L191 163L192 165L186 164V166L181 168L183 170H181L180 168H178L179 167V165L177 164L178 162H176V160L178 159L176 157H177V155H179ZM169 152H170V154H169ZM172 152H173V154H172ZM195 152L197 153V155ZM205 152H207V153H205ZM227 152H228V154H227ZM258 152H260L262 154H260ZM220 155H221V157H220ZM226 155H228V156H226ZM138 156L140 157V154L137 155V158H136L137 161L139 159ZM142 157H144V156L141 155L138 162H140V161L142 162V160L145 159V158L143 159ZM202 157H204V158L202 159ZM239 157H241L242 160L243 159L246 160V161L243 160V162L244 161L245 162L241 163V165L243 164L244 166L240 165V162H242V160H240ZM261 160H263V161H261ZM168 161H170V162H168ZM200 162H201V164H200ZM197 163L199 166L197 165ZM214 165H216V166L214 167ZM237 165L238 166L240 165L241 167L240 166L238 167ZM165 167H167L168 169ZM113 168L114 169L116 168L115 163L111 164L110 170L114 171ZM169 168L172 170V173H171V170H169ZM172 168H174V169H172ZM177 168L180 170H178ZM187 168H188V170H187ZM206 168H207V171H206ZM224 168H227V169H224ZM192 169H193V171H192ZM115 170H117V168ZM233 170H236V171H233ZM201 171H203V173ZM213 171L215 172V174ZM222 171L224 172V174ZM167 173H169V174H167ZM174 174H175V176H174ZM182 175H183V177H182ZM174 177H176V178H174ZM205 177H207V178H205ZM215 178H217V179H215ZM175 180H176V182H175ZM73 182H74V184H73ZM210 182H212V183H210ZM193 184H195V185H193ZM199 184H201L202 186ZM207 185H208V187H207ZM172 186H173V188H172ZM203 186H206V187H203ZM250 186H251V189L249 188ZM252 186L260 189L259 190L260 192L258 191L256 193L255 191H257V189H254V187H252ZM97 187H98V189H97ZM209 188H210V190H208ZM81 190L83 191V193ZM170 191H173V192H170ZM215 191H217V193ZM198 193H201V194H198ZM166 195H165V198H166ZM231 195H233V196H231ZM78 196H79V198H78ZM86 196H88L90 199L88 197L86 198ZM92 196H93V198L91 199ZM82 197L86 198L85 202H84L85 198H82ZM235 200L238 202H236ZM76 201H77V203H76ZM80 202H82V203L80 204ZM83 202H84V204H83ZM243 203H245L247 206ZM175 204H178V205H175ZM260 204H261V206H260ZM83 205H85V206L83 207ZM169 205L171 206L172 209L174 208L172 211V214L176 213L175 215L173 214L175 217L172 214H170L171 213L170 210H172V209L170 208ZM244 205H245V207H244ZM81 206L83 207V209H81L82 208ZM180 206H181V208H180ZM212 206H213V209L215 207L218 210L214 209V211H213ZM15 207H17V208H15ZM209 207H211V208H209ZM139 209L140 208L130 209V211L128 210L129 213H127L126 221H130V222L125 223L127 225V227L130 226L129 228H133L139 223L138 217L140 216L139 214L141 213V210L139 211ZM246 209H248V211ZM251 209L254 210L253 212H255V209H256L255 214L257 213V211H258V214H256V215L254 213L250 214V212L252 213ZM260 209H262V210H260ZM80 210L81 211L83 210V211L80 212ZM216 210L218 213L219 212H221V213L216 215L217 214V212H215ZM175 211H177V212H175ZM208 211H210V212H208ZM245 212H246V215L248 217L245 215ZM211 213H215V214L211 215ZM53 214L55 215V217L53 216ZM75 214L77 217H75ZM259 214L262 216L259 217L260 216ZM137 215H139V216H137ZM214 215H215V217H214ZM243 215H244V218H243ZM252 215L254 216V218H255V216L257 218L254 219L253 217H251ZM216 216H219V217L216 218ZM171 218L172 219L174 218L173 220H175V218H176V220L173 221ZM183 218L185 220H183ZM246 218H248V219H246ZM260 219H262V220H260ZM159 220H161V221H159ZM179 220H180V222H179ZM248 220L250 221V223L251 222L252 223L250 224ZM63 222H64V220L62 221V223ZM259 222H261V223H259ZM169 223H170V225H169ZM193 223H195V224H193ZM159 224H160V226H159ZM166 224H168V225H166ZM245 224L246 225L250 224L251 226H253V228L251 227L253 230L250 228V225L246 226ZM255 224L258 226H256ZM195 225H196V228H195ZM259 225H261V226H259ZM165 226H168V227H165ZM245 226L247 227V229ZM172 227L175 228V230ZM181 227H183V228H181ZM258 227L262 228V230L258 229ZM151 229H153V230H151ZM166 229L168 232L166 231ZM185 229H186V231H185ZM156 230H158L159 232H157ZM192 230H193V232H192ZM258 230H260V231L258 232ZM40 231H41V233H40ZM246 231H249V232H246ZM224 232H225L224 233V235H225L226 231H224ZM227 232H228V230H227ZM256 232H257V234H256ZM171 233H173V234H171ZM185 233H187V235ZM234 233L236 234L235 236L233 235ZM157 234H159V235H157ZM238 234L240 235V237ZM40 235H42V236H40ZM244 235H248V236H244ZM163 237H164V239H163ZM258 237H260V238H258ZM247 238H249L251 242L248 240L246 241ZM36 239H38V240H36ZM236 239H238V240H236ZM253 239H254V241H253ZM228 240L230 242L233 241V245L228 243L229 242ZM90 241L92 242L91 244L94 245V246L92 245L93 247L90 245V251H91L90 253L91 254L99 253L101 251V248L98 247L99 241H97L96 239H92ZM219 241L223 242L224 245H223V243H221ZM155 242H157V243H155ZM158 242L160 244H158ZM237 243L239 245L241 244L240 245L241 248L239 247V245L237 247ZM247 243H248V245H246ZM190 244H191V246H190ZM255 244L257 245L258 248L256 247ZM229 245L231 246V248H233L235 250H233L231 248L229 249V247H230ZM258 245H260L263 248H260ZM78 247H80V246L78 245ZM164 250H165V252H164ZM97 251H99V252H97ZM194 253H195V255H194ZM253 254H255V255H253ZM252 255H253V257H252ZM193 256H195V257H193ZM150 257H152V258H150ZM260 257H262V259H260ZM194 258H195V260H194ZM153 259H155V260H153ZM23 260H25V262ZM182 260H183V262H182ZM247 260H248V262H247ZM252 260L254 262H252Z\"/></svg>", "mask_w": 264, "mask_h": 264}]
</instances>
